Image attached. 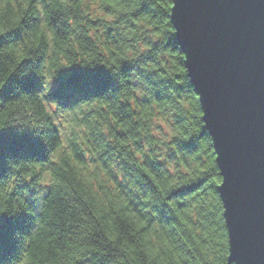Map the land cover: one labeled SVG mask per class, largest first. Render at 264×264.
I'll use <instances>...</instances> for the list:
<instances>
[{
    "label": "trees",
    "instance_id": "16d2710c",
    "mask_svg": "<svg viewBox=\"0 0 264 264\" xmlns=\"http://www.w3.org/2000/svg\"><path fill=\"white\" fill-rule=\"evenodd\" d=\"M171 7L0 0V264H228Z\"/></svg>",
    "mask_w": 264,
    "mask_h": 264
},
{
    "label": "water",
    "instance_id": "95a60500",
    "mask_svg": "<svg viewBox=\"0 0 264 264\" xmlns=\"http://www.w3.org/2000/svg\"><path fill=\"white\" fill-rule=\"evenodd\" d=\"M221 176L228 264H264V0H172Z\"/></svg>",
    "mask_w": 264,
    "mask_h": 264
},
{
    "label": "rangeland",
    "instance_id": "374dc122",
    "mask_svg": "<svg viewBox=\"0 0 264 264\" xmlns=\"http://www.w3.org/2000/svg\"><path fill=\"white\" fill-rule=\"evenodd\" d=\"M62 124H63V128L62 129H64L66 127V124L65 123H62ZM63 134H67V132L63 131Z\"/></svg>",
    "mask_w": 264,
    "mask_h": 264
}]
</instances>
